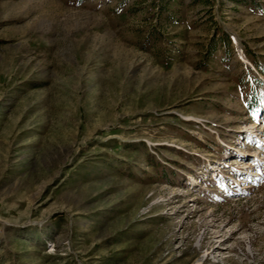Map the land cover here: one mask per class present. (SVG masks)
<instances>
[{
    "label": "rangeland",
    "instance_id": "374dc122",
    "mask_svg": "<svg viewBox=\"0 0 264 264\" xmlns=\"http://www.w3.org/2000/svg\"><path fill=\"white\" fill-rule=\"evenodd\" d=\"M0 264H264V0H0Z\"/></svg>",
    "mask_w": 264,
    "mask_h": 264
}]
</instances>
